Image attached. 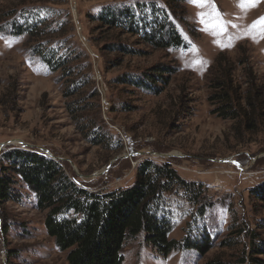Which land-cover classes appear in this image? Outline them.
I'll list each match as a JSON object with an SVG mask.
<instances>
[{
    "label": "rangeland",
    "instance_id": "obj_1",
    "mask_svg": "<svg viewBox=\"0 0 264 264\" xmlns=\"http://www.w3.org/2000/svg\"><path fill=\"white\" fill-rule=\"evenodd\" d=\"M153 2L171 15L190 47L157 49L142 43L140 36L111 32L95 19L106 6L118 4L152 14ZM10 8L16 13L0 20V156L9 147L34 149L63 161L84 186L107 191L131 186L138 164L150 158L170 162L183 178L206 188L204 198L214 206L196 232H210L215 247L204 255L190 249L164 256L138 236L125 245L122 264H203L217 254H241L252 231L264 238V228H259L264 224V201L257 197L264 183V120L256 132L238 136L235 122L214 114L215 105L208 100L212 65L220 53L237 65L240 82L248 69L239 62L245 60L264 85V0H207L203 6L190 0H0V14ZM40 20L38 27L48 34L39 38L6 28L8 22ZM218 21L224 22V30ZM43 41L50 42L48 48L57 44L61 51L79 54L81 73L51 71L33 53L32 46ZM116 42H126L137 52L114 51ZM157 64L176 68L158 94L116 81L127 73L146 79L147 69ZM85 74L99 97H92L90 84L84 86L83 110H70L69 86ZM79 114L97 117L112 138L101 132L104 140L95 144L85 124L77 123ZM105 139L119 141V147H105ZM16 192L20 202L13 199L0 206V264H69L67 251L57 248L44 227L45 212L36 209L22 184ZM178 202L172 207L171 237L181 239L196 207L187 200ZM5 217L10 224L6 233ZM242 223L250 232L239 238L231 226ZM227 235L240 243L222 248Z\"/></svg>",
    "mask_w": 264,
    "mask_h": 264
},
{
    "label": "trees",
    "instance_id": "obj_2",
    "mask_svg": "<svg viewBox=\"0 0 264 264\" xmlns=\"http://www.w3.org/2000/svg\"><path fill=\"white\" fill-rule=\"evenodd\" d=\"M179 1L185 0H174ZM118 5L106 6L95 16L109 31L119 29V33L140 36L142 43L162 50L186 49L191 46L178 31L171 15L165 8L158 7L156 2L149 6L152 14L147 13L148 10L137 12L132 6ZM16 10L10 8L8 14L3 12L0 20L13 15ZM22 13L26 12L22 10ZM8 23L6 28H11L15 35L27 32L30 37L39 38V35L48 34L45 28L38 27L43 23L41 20L34 24ZM49 43H35L32 48L33 53L39 55L51 71L61 70L70 76L81 73V66L76 63L79 54L69 49L61 51L57 44L48 48ZM116 43L111 46L114 51L129 54L137 52L126 42ZM239 63L248 69L247 72L244 70L246 73L242 82L235 74L237 65L227 59L225 54L218 55L212 65L214 73L209 81L211 93L208 100L215 105L213 113L234 121V131L241 136L243 131L256 132L264 120V85L259 84V78L252 69L247 68L245 60ZM175 69L173 66L157 64L147 69L144 74L146 79L139 74L127 73L116 81L138 84L158 94L166 87ZM85 75L74 78L69 86L71 92L68 96L73 97L70 110H83L80 104L85 100L84 86L90 84L92 97H99L90 76ZM136 80L139 82L136 83ZM96 118L89 114H79L76 120L79 124H85L83 126L88 129L87 134L96 137L95 144H99L104 140L101 132L108 138L112 137L103 129V125L97 123ZM104 144L107 148L112 145L114 148L119 147V141L105 139ZM136 171L135 182L129 187L109 191L88 188L71 176L63 161L34 149L9 147L0 156V206L13 199L20 202L22 197L16 194V186L22 184L30 193L36 209L45 212L44 227L54 238L57 248L67 251L69 264H122L125 245L138 236H142L148 245L164 256L173 251L190 249L204 255L215 247L210 232H196V226L205 217L207 209L214 206L211 199L204 198L207 190L201 183L183 178L170 162H157L150 158L140 162ZM257 197L264 201V183L257 188ZM183 200L189 201L196 208L189 213L184 236L181 239L172 238V207ZM3 221L2 230L6 233L10 224L7 217ZM237 226L234 224L231 229H237L239 238L246 236L247 232L249 234L247 225L242 223ZM259 228H264V224ZM227 237L224 236L220 243L222 248L240 243L235 238ZM10 253L12 256L13 251ZM259 255H264V238L252 231L249 243L241 254L234 253L230 257L217 254L207 258L203 264H264V259Z\"/></svg>",
    "mask_w": 264,
    "mask_h": 264
},
{
    "label": "snow or ice",
    "instance_id": "obj_3",
    "mask_svg": "<svg viewBox=\"0 0 264 264\" xmlns=\"http://www.w3.org/2000/svg\"><path fill=\"white\" fill-rule=\"evenodd\" d=\"M190 2L195 3V4H197L198 6H203L204 4L207 3V0H190ZM255 2H256V0H242V4H243V3H255ZM202 15H203V14H202ZM260 22H261V23H264V17L260 18ZM217 23H218V26L221 27V30H224V29H223V24H224V22H223V21H218ZM254 23H255V22H254Z\"/></svg>",
    "mask_w": 264,
    "mask_h": 264
}]
</instances>
